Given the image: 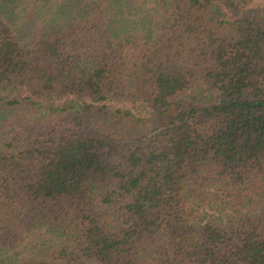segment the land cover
I'll return each instance as SVG.
<instances>
[{"label":"trees","instance_id":"16d2710c","mask_svg":"<svg viewBox=\"0 0 264 264\" xmlns=\"http://www.w3.org/2000/svg\"><path fill=\"white\" fill-rule=\"evenodd\" d=\"M254 1L0 0V264H264Z\"/></svg>","mask_w":264,"mask_h":264},{"label":"rangeland","instance_id":"374dc122","mask_svg":"<svg viewBox=\"0 0 264 264\" xmlns=\"http://www.w3.org/2000/svg\"><path fill=\"white\" fill-rule=\"evenodd\" d=\"M258 1H254V3H257ZM61 100H57V102H60ZM109 104H112V103H118L116 102L115 100H111V101H108Z\"/></svg>","mask_w":264,"mask_h":264}]
</instances>
